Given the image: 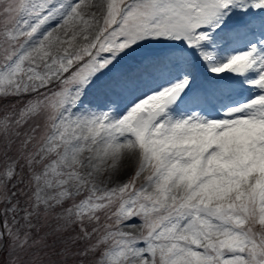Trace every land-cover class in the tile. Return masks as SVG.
<instances>
[{
  "label": "snow or ice",
  "instance_id": "obj_1",
  "mask_svg": "<svg viewBox=\"0 0 264 264\" xmlns=\"http://www.w3.org/2000/svg\"><path fill=\"white\" fill-rule=\"evenodd\" d=\"M0 264H264V0H0Z\"/></svg>",
  "mask_w": 264,
  "mask_h": 264
}]
</instances>
